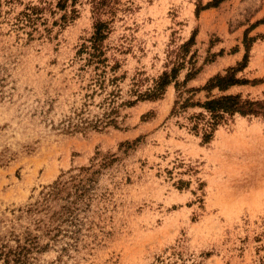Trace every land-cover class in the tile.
<instances>
[{
    "label": "rangeland",
    "instance_id": "rangeland-1",
    "mask_svg": "<svg viewBox=\"0 0 264 264\" xmlns=\"http://www.w3.org/2000/svg\"><path fill=\"white\" fill-rule=\"evenodd\" d=\"M118 1L97 63L90 0H0V264H264V116L180 107L264 100V0Z\"/></svg>",
    "mask_w": 264,
    "mask_h": 264
},
{
    "label": "trees",
    "instance_id": "trees-1",
    "mask_svg": "<svg viewBox=\"0 0 264 264\" xmlns=\"http://www.w3.org/2000/svg\"><path fill=\"white\" fill-rule=\"evenodd\" d=\"M66 0H60L59 6H63ZM75 1V0H73ZM221 0H213L211 5H216ZM92 4V12L94 14L93 28L94 31L89 39V46H83V50H86L89 58V62L96 61L97 63L103 62L105 58L103 56V40L106 38V34L109 30V21L104 20L101 17L105 14L114 16L116 12L115 5L119 2L118 0H90ZM192 41L190 38L189 41L182 45V48H185ZM247 54L244 55L242 62L238 63L236 67H228L225 72L217 73L202 87V89L212 90L214 88L218 89L220 92H225L231 86L248 83V80L244 78H237L236 72L241 70L247 62ZM175 69H172V72H163L158 79L155 81V86L150 92L146 95L152 98H157L162 94V90L169 84L171 78H174ZM196 71H190L187 73V76H193ZM113 78L112 80H114ZM175 85L178 84L175 82ZM200 88H191V90H199ZM177 101L174 106L177 105ZM200 106L209 112L210 120L207 121V125L212 127L219 120L223 119L225 115L232 116L235 113H239L243 116L253 115V116H264V100H252L248 98H242L240 94L233 93H223L213 98H208L203 103L198 102H189L185 100L180 107L186 106ZM175 109V107H174ZM209 134H205L208 137Z\"/></svg>",
    "mask_w": 264,
    "mask_h": 264
}]
</instances>
